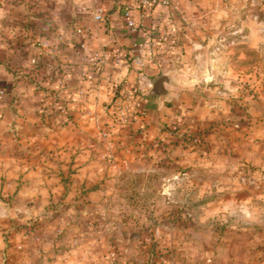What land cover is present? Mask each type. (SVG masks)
I'll use <instances>...</instances> for the list:
<instances>
[{"label":"rangeland","instance_id":"374dc122","mask_svg":"<svg viewBox=\"0 0 264 264\" xmlns=\"http://www.w3.org/2000/svg\"><path fill=\"white\" fill-rule=\"evenodd\" d=\"M110 1L0 0V13L17 14L0 21V113H40L45 135L14 147L47 179L9 181L2 161L0 264H264V0H194L203 14L172 67L128 71L142 112L117 113L113 101L108 127L60 133L88 114L74 117L60 96L71 73L61 65L86 58L77 19ZM162 74L178 86L152 102ZM0 140V154L14 149Z\"/></svg>","mask_w":264,"mask_h":264},{"label":"crops","instance_id":"0c3cea01","mask_svg":"<svg viewBox=\"0 0 264 264\" xmlns=\"http://www.w3.org/2000/svg\"><path fill=\"white\" fill-rule=\"evenodd\" d=\"M170 1L171 5L169 7L148 11L144 8H138L136 0H111L108 7H104V4H102V6L96 5L94 18L93 16H82L77 19L80 23V26L77 29L82 28L83 32H78V34L75 35V40L79 42L78 46L81 43L84 44L86 48V56L84 57L86 58L85 60L82 58L83 53L79 54L75 52L76 55L74 54L71 56L70 63L66 65L67 67L61 65L62 68H68L71 73L66 87L60 89V96L65 98L69 113H74V117H78V113L88 114L79 120V128H74L75 126L72 127L71 125H68L65 130L60 133H69L74 130L79 131L82 129L84 131H96L97 127H108L113 121L111 120L113 112L110 104L115 100V96L120 92L119 90L133 80L128 71L132 66L137 68L133 64L135 61L136 65H139L137 62L136 51L139 46L145 43L144 33L146 30L155 29L162 34H175L180 39L181 46L178 51L160 55L158 57L160 60L159 64L165 63L170 65V61L172 62L174 59L179 58L182 55L183 51H185L184 48L186 47V40L189 35L188 31H191V20H193V18L197 19V17L201 18L203 11L199 6H203L204 4H199L194 0ZM127 6H134L132 14L137 21H140L143 24L142 29L139 32H130L127 28L126 18L124 16V10ZM99 10L103 13V21L95 19V13ZM106 11L107 13L105 14ZM142 14H144L143 18ZM25 16L26 13L22 15V20ZM16 17L17 14L14 13H10L9 15L6 13H0V21L2 22L5 21V19L8 21H14ZM184 31L186 32L184 33ZM6 33H8V36L11 38H14V43H17L18 40L16 39L18 38V35L17 32L13 31L12 27L9 29V32ZM1 37L3 36L0 31V38ZM2 46L3 45L0 44V52H3ZM199 46L200 45L197 44L196 48H201ZM12 50L14 51V48ZM92 52L106 54V61H102L95 65V63L88 60L89 58L87 56V54ZM210 53L211 52L209 51L208 54ZM117 54L124 57L125 61L128 62V66L124 64L119 68L115 62L110 59L112 55ZM163 64H161V66ZM170 66L172 67V65ZM49 73L50 72L47 74ZM5 78L8 80H14L9 74H7ZM197 80V82L201 81V79ZM19 84L26 85L24 81L18 82V85ZM45 84H47L45 90L47 88H57L58 86V83L53 82L51 79H46ZM15 94H17V89ZM26 95L27 94L18 93L17 96L25 98ZM1 106L2 108H5L6 105ZM4 111L6 113H0V137L3 139H6V137L9 138L13 147L16 145L18 146V143L23 141L22 146L27 149L28 146L33 145L35 139L41 138L40 135H45L46 132L43 118L40 113H32V111H30V113H21L16 110L9 112L7 109H4ZM109 113L110 115H108ZM189 113L192 112L190 111ZM119 127L124 129L132 128L131 126L124 125ZM15 131L22 135L20 140H15ZM57 143L58 146L60 144L63 145L64 141L60 143L54 141L53 144L56 145ZM7 144H9V142ZM2 149L3 151L1 153L4 152V148ZM11 150L7 155L6 153L0 154V166L3 164L2 161L4 160L7 167L10 168V171L7 173L9 174L8 179L11 178L9 181L15 182L19 179L25 183L38 182V180L40 182L47 181V179L42 180L37 177L38 170H35V165L30 161L29 154H26L23 150L24 155L21 156L20 150L22 149L19 150L15 147ZM83 170H85V168ZM27 190L28 192H26V195L29 196L34 194L37 195L38 193L40 194L39 189ZM44 190L43 197H46V192H49V188H44ZM20 194L24 193L20 191Z\"/></svg>","mask_w":264,"mask_h":264},{"label":"built area","instance_id":"2783aa9c","mask_svg":"<svg viewBox=\"0 0 264 264\" xmlns=\"http://www.w3.org/2000/svg\"><path fill=\"white\" fill-rule=\"evenodd\" d=\"M224 3L229 2V0H221ZM138 8H144L146 10L152 11L153 9H159L163 7H169L171 5L170 0H136ZM134 6H127L124 10V16L126 18V25L130 32H139L142 29V23L137 21L132 14ZM144 14H142V18ZM95 19L98 21H103L104 16L101 10L95 13ZM78 32L82 33L83 29L79 28ZM145 43L138 47L136 51L137 62L139 65L144 66L147 62H151L157 65L158 54L161 53H174L177 51L181 44L180 39L175 34L161 33L155 29L146 30L144 33ZM81 51L85 50L84 44H81ZM101 55L107 57L106 54L97 52L94 54V59H100ZM115 64L123 66L128 62L124 60V57L120 54L115 55ZM119 95L115 96L114 103L118 105L116 108L117 113H123L125 116H132L134 113L142 112L144 106L145 96L141 91H133L127 86H123L119 90Z\"/></svg>","mask_w":264,"mask_h":264},{"label":"water","instance_id":"95a60500","mask_svg":"<svg viewBox=\"0 0 264 264\" xmlns=\"http://www.w3.org/2000/svg\"><path fill=\"white\" fill-rule=\"evenodd\" d=\"M168 86L177 87L178 83L173 76L169 74H162L152 83V88L148 93L150 100L152 102H158L161 97H169L171 95V90Z\"/></svg>","mask_w":264,"mask_h":264},{"label":"trees","instance_id":"16d2710c","mask_svg":"<svg viewBox=\"0 0 264 264\" xmlns=\"http://www.w3.org/2000/svg\"><path fill=\"white\" fill-rule=\"evenodd\" d=\"M128 88L132 89L133 91H140V89H138V86H137V82L136 80L135 81H131L129 84L126 85Z\"/></svg>","mask_w":264,"mask_h":264}]
</instances>
